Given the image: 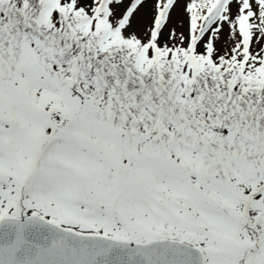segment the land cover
<instances>
[{"label":"snow or ice","instance_id":"6c2138e0","mask_svg":"<svg viewBox=\"0 0 264 264\" xmlns=\"http://www.w3.org/2000/svg\"><path fill=\"white\" fill-rule=\"evenodd\" d=\"M0 264H264V0H0Z\"/></svg>","mask_w":264,"mask_h":264}]
</instances>
